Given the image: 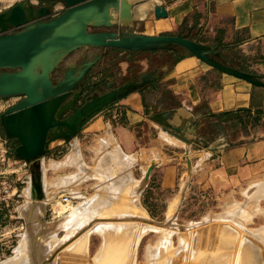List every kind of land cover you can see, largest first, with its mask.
<instances>
[{"label":"crops","instance_id":"crops-1","mask_svg":"<svg viewBox=\"0 0 264 264\" xmlns=\"http://www.w3.org/2000/svg\"><path fill=\"white\" fill-rule=\"evenodd\" d=\"M127 1L128 31L151 36L190 33L192 40L202 45H219V63L264 79V0ZM154 4L165 8L166 18L155 16ZM109 50L105 49V55L116 59V66L101 79L112 74L107 79L116 85V80L128 76L139 79L154 71V87L148 85L98 111L70 143H50L49 154L41 158L45 185L51 183L45 187L46 197L57 191L58 180L72 179L65 171L63 176H56L60 161L55 157L65 149V157L70 156L69 161L78 168L76 159L82 161L80 174H89L90 178L94 177L93 165H98L94 172L106 173L128 161L132 179L140 181L154 162L148 184L138 198L152 212L168 208L177 197L178 202L183 200L181 208L197 202L207 211L214 210L209 207L212 204L216 208L230 207L240 197L242 201L250 197L256 205L263 203L264 88L214 69L186 52H179L180 58L166 66L158 59L173 50ZM161 122L191 141L190 171L185 162L187 146L166 132ZM7 146L13 149L9 140ZM35 206L38 204L32 201L20 208L22 211L16 210L27 216ZM8 234L1 236L0 246L7 243ZM213 237L223 239L215 242L219 253L211 254L204 248L206 254H201L200 264H234L228 263L229 254L221 251L227 243H234L233 238L223 234ZM125 238H107L118 243L109 252L110 257L116 256V264L123 262ZM157 238L159 243L160 236ZM196 246L194 255L202 251ZM237 264H246L245 255L241 254Z\"/></svg>","mask_w":264,"mask_h":264},{"label":"water","instance_id":"water-1","mask_svg":"<svg viewBox=\"0 0 264 264\" xmlns=\"http://www.w3.org/2000/svg\"><path fill=\"white\" fill-rule=\"evenodd\" d=\"M38 1L60 2L66 9L45 20L50 15V7L35 8L28 5V0H24L0 13V98L22 97L0 113V129L4 138L15 146L13 156L29 162L32 200L44 199L41 157L46 154L52 141L71 140L84 120L134 91L148 85L154 87L156 81V73L153 71L113 88L115 84H110L108 80L112 74H108L98 81V85L107 91L91 96L83 105L75 108L74 103L80 92L75 93L67 102L65 99L77 85L82 84L85 74L98 58L68 69L56 82L53 81L52 74L59 63L76 49L100 47L149 52L182 48L214 69L264 88L262 77L219 63L216 60L219 57V45H202L197 40H192L190 33L151 36L126 31L125 19L129 15L127 0ZM154 13L157 18L167 17L165 8L159 5L154 4ZM89 28L101 30L89 32ZM112 28L120 31L109 30ZM10 29L17 31L10 33ZM69 110L71 113L63 118ZM161 123L166 132L187 146L185 162L190 171L191 141L183 137L178 129L168 123ZM154 166V162L149 164L139 181L138 192L141 193L146 188ZM41 221L44 222L43 218ZM149 221L163 227L172 225L171 220ZM31 242L38 264H48L59 251L56 249L43 263L35 251L34 242ZM105 264H116V256L105 258Z\"/></svg>","mask_w":264,"mask_h":264},{"label":"rangeland","instance_id":"rangeland-1","mask_svg":"<svg viewBox=\"0 0 264 264\" xmlns=\"http://www.w3.org/2000/svg\"><path fill=\"white\" fill-rule=\"evenodd\" d=\"M23 1L24 0H0V13L8 11L11 7H13L14 5L21 3ZM28 1H29L28 5L35 7V8L50 7L53 4H56V8H58V10L54 12L53 11L54 9H52V7H50L51 8L50 15H49V17L45 18V20H48L51 17H55V16L61 14L66 9L65 5L60 3V2L47 3L46 6H43L42 5L43 2H40L38 0H28ZM114 17L116 18V16H114ZM125 25H127V23H125ZM125 29H126V31L128 30L127 27ZM99 30H101V29H98V28H89L88 29L89 32H98ZM109 30L120 31L119 29H115V28H112ZM172 35H174V34H172ZM105 49H107V48L81 47V48L76 49L73 52L69 53L59 63V65L57 66V68L53 72V74H52L53 81L56 82L59 78L62 77L63 73L66 72L68 69L79 67L85 61H89V56H91L93 54H98V52H103V51H105ZM177 49H179V48H177ZM108 55H109V57H111L110 54H107V56ZM109 57L105 58L104 61L100 60L98 62V60H97V62L85 74L82 84L77 85L75 87V89L69 93V95L65 99V102L71 100L75 93L80 92V95L78 96V98L76 99V101L74 103V107L78 108L81 105H83L87 100H89L91 98V96L100 95V93H99L100 91H98V78L103 76L107 70L116 66V63H115L116 59L110 60L111 62L108 63ZM176 57H177V54H169L168 56H166L162 59H158V62L159 63L162 62V63L166 64V66H171V64L173 63V61ZM106 64H108L109 67H106L105 66ZM129 77L130 76H128L127 78H129ZM94 81H96L97 83L96 82L92 83ZM122 83H123L122 81H118V85L122 84ZM21 99H22V97H20V96H13V97H8L6 99H2L0 101V113H2L7 108L13 106L14 104H16ZM68 112L71 113L70 110L67 111L63 115V118L67 117L70 114V113L68 114ZM66 114H68V115H66ZM80 129L78 128L77 134L71 140H68V141H66V140H55L52 142L57 141V142L61 143L60 145H62V146L65 144H68L77 138L78 134L80 133ZM0 133L2 135L1 129H0ZM49 146H50V144H49ZM49 146H48L46 154L44 156L49 154V151H48ZM14 148H15V146H13V149H11V151H10L12 154H13ZM11 153H10V156H12ZM65 153L66 152L64 149L63 152L57 154L55 157L58 159V161H60L57 164L58 166L55 168V171L58 172V173H56L57 174L56 176L61 177L64 174L68 175V176L71 175L70 177H72V179L71 180L65 179L64 181L62 179L58 180L56 182V184H58L57 191H55V193L50 195V197L48 198V197H46V194H45V187H46V185L49 186L51 183H48V184L46 183V185H45V180L43 177L44 200L40 203L41 207L35 206V208L32 210L33 212L32 213L29 212L27 216H25L23 214H19L18 211L16 210V207L19 209L20 208L22 209V208H26L27 204L32 203V199H31L30 192H29L30 187H31V179H30V175H29L30 174L29 162H27V167H26V170H28V172H27L29 175L28 177L25 174H22L24 172L23 169H21L20 171H18V173H16V174H18V177H21L19 180H16L17 179L16 174H11L9 176L11 180H13V179L16 180L17 187H18V193H17V197L15 198L16 202L12 204L13 205L12 208L10 210L4 208L0 211V238L2 235L9 233L6 236L8 239L7 243H5L4 246H0V264H6L9 260L14 259V257L18 255L17 248H19V244H21L23 237L26 238L27 243H28L27 250H26V252H27L26 253V255H27L26 256V260H27L26 264H38V261L34 255V253H33V250H32V242L31 241L34 242L35 251L44 263V261L47 260L50 256H52L53 253L56 251V248H58V246H59L58 244L62 245L63 241H65V239L68 236H70L71 238L68 237L70 239L67 238V240H71V242H72L75 238L79 237L78 235H81L85 232H88V236L85 239L86 250L84 248V252H86V256L81 257V258L75 257V258H77V259H75L76 260L75 261V260H73L74 256L69 255L70 254L69 252L71 251V249L65 253V252H60V250L63 249V248H61L58 251V253H56V257H57V258L55 257L56 260L55 261L52 260V262L48 263V264H55V263L56 264H72V263L73 264H75V263L76 264H85V263H83L84 259H86V261L84 260L86 262V264H98L97 262L99 260L102 261L100 258V255H101L102 247L104 245V241L106 238L109 239L108 236L111 237L114 235V233H115L114 230H117L118 233H120L117 236L118 238H116L115 240L125 238V232L128 231V230H126L128 228L132 231L135 230L134 232H132V231L131 232H132V235L136 236L139 232L138 227H136L135 225H130L127 228H123L124 230H122L120 228L119 224H121L120 221L124 222L125 220L115 218V217H119V216H117L116 214H113L111 211L103 212L102 211L103 209H102V210L98 211L100 213H97V214L95 212L94 213L90 212V214H88L89 217L83 216L84 214L82 212L79 213L80 215L78 214L77 210H78L79 205H80V207H79V209H80L83 207V206H81V204L82 205L83 204L89 205L92 201H94V199L96 200L97 197L98 198L102 197L101 196L102 187L105 188V189H103V193L107 194V195L109 194L110 196L109 195L108 196L110 197V199L112 198V196H113L112 199H114V197H116V199H118V198L120 199V200L114 199V200L118 201V203H119L118 204L116 202V207H118V206L121 207L120 206L121 202H119V201L124 199V204L126 206H128V205L131 207H132V205H133V207L138 206L140 209H142L145 212L146 218H147V219L145 218L146 219V220H144L145 222L143 221V223H142L141 221L140 222H137V221L133 222L132 221L133 223H137L138 225L144 224L146 227L152 229V228H159V227L152 225L151 224L152 222L149 223L150 222L149 220L156 221V222H164L165 220L171 219L172 225L169 227H166V228H162V229L163 230L166 229L167 231H171V232L173 231V234H171V236H170V240H171L172 246L174 248L182 247L183 243H185V245L190 243L189 246L191 247V240L193 237L197 238L198 234L199 235H205V236L209 235L208 240L207 239H203V240L199 239L196 247L198 249H200L204 245L205 247L208 248L206 250L209 251L211 254L212 253H215V254L219 253L218 249H220V248H218V246L215 245V242L219 243V240L221 241L223 239L219 238L218 241L215 240V238L213 237V233L219 234V231H220V233H222L224 237L229 236L230 239L233 238V240H234V243H230L228 241L229 243H227V245L224 246V248L227 247L226 249H223V250L221 249V251L223 253H228L231 255L232 250H233V253H235L236 251L234 249L236 248V250H237L239 248L238 250L243 254V257L245 255L246 264H264V238H263L264 236L261 237L260 235L256 234L261 230L264 231V199H263V203L260 202V204L257 203V205H256V203L253 202L252 198L246 197L245 200L242 201V198L240 197V199H234L233 204L230 207L224 206V208H222V205H221V206L216 208V206L214 204H212L209 207H211V208L214 207V210L207 211L203 205H198L197 202H196V204L193 203V204L187 205L186 208H181L182 207L181 202H183V200L178 202L179 197H177L176 200L174 202H172L168 208L164 207L161 211L157 210V211L152 212V211L148 210L145 205H143L144 206L143 207L140 203L137 204L138 198L142 194V192L141 193L138 192V186H139L138 183H140V182L135 180V179H132V177L130 175L129 168H127L130 166V163H128V161H126L125 163L120 162L119 165L117 164L118 167L116 165L115 170L113 169L111 172L107 171L106 173L105 172L104 173L103 172L102 173L101 172H94V171H98V167H97L98 165L97 164L93 165V167H92L93 174L92 175L94 177L90 178L89 174H85V173H83L82 175L80 174V172H81V165L80 164H82L81 163L82 161L80 162V160L76 159L77 162L79 163L78 164L79 168H78V166L76 165V163L74 161H73V163H72V161H69L70 156L65 157ZM43 157H41V158H43ZM13 158L16 159L14 156H13ZM16 160H18V159H16ZM76 168L78 169V171L74 172V170H76ZM63 171H65L64 174H63ZM42 172H43V168H42ZM105 175H106V177H104ZM123 182H125V183H123ZM184 184L185 183H183L182 185H184ZM104 186H106V187H104ZM132 186H133V189H132ZM121 189L124 190L126 193L124 192L125 193L124 194ZM137 192H138V194H137ZM136 194H137V198H136ZM61 195H71L74 198V203H73L72 208L68 212H65V213H60L63 210V208L60 206H56V202H55L57 200V198L60 197ZM130 196L134 197V200H132V198ZM173 205H175L174 214L169 218L167 214H168L170 207H172ZM145 208L147 211L145 210ZM73 210H74V212H73ZM54 211L58 212L59 214H55ZM75 212H76V214H74ZM70 213H71V215H70ZM87 213H89V211H87ZM103 213L105 214V216L107 218L106 217L104 218ZM106 214H108L109 216ZM231 214H233V216ZM248 214L251 216H249ZM76 215L80 216V217H78L80 219H76L75 218V217H77ZM111 216L113 218H110ZM39 217L43 218L44 222H42ZM101 217H103V218L101 219ZM72 218H75V219L73 220ZM172 218H174V219H172ZM231 220H233V221H231ZM216 222H219V223H216ZM233 222L235 223L236 227L234 226ZM59 223H61V224L63 223L64 225L62 224V226H61V224L59 225ZM209 223H210V225H209ZM222 223H224V224H222ZM212 224H213V226H212ZM205 225H207L208 228ZM84 226H85V228H83ZM200 227H201V229H199ZM110 228H114V229H110ZM71 229H73V230H71ZM79 229H81V230H79ZM67 230H68V232L70 230V233H69L70 235H68V236H67L68 232H66ZM239 230H241V231H239ZM72 231H74V233ZM196 231H198V232H196ZM145 233L146 234L141 235L142 237H140V239L138 241L136 254H135V264H147L144 261L146 246L149 244L154 246L155 242L158 239L157 234H156L157 232H155L153 230L146 231ZM105 234H107L108 236L106 237ZM178 234H179V236H178ZM236 237H237L238 241H236ZM257 239H258V241H257ZM67 240L65 241V243L67 242ZM56 241H58V242H56ZM235 243H236V245H235ZM115 244H118L117 241L114 242V246H115ZM132 244H133V240H132V243H130V248L132 247ZM56 245H58V246H56ZM55 246H56V248H55ZM112 248L113 247H111V250H112ZM128 248H129V246L126 245V250H128ZM187 248L188 247L186 246L185 249H180V252H178L177 256L175 257V259L173 260V262L171 264H186V263H188L189 262L188 256H186L187 258L184 257L187 254V251L185 252V250ZM74 250H72V252ZM109 252H110V250H109ZM129 254H130V252H129ZM183 254H184V256H183ZM108 256L110 257V254ZM60 257H61V259H60ZM109 257H107V258H109ZM128 258L129 257L127 256L126 260L124 261L125 264L127 263ZM184 258H186L187 261H185ZM78 259L81 260L82 262L79 261ZM95 259H96V261H95ZM161 260H159V261L161 262Z\"/></svg>","mask_w":264,"mask_h":264},{"label":"bare ground","instance_id":"bare-ground-1","mask_svg":"<svg viewBox=\"0 0 264 264\" xmlns=\"http://www.w3.org/2000/svg\"><path fill=\"white\" fill-rule=\"evenodd\" d=\"M180 141V140H179ZM105 145V144H104ZM74 159V158H73ZM78 159V158H77ZM66 160V159H65ZM42 163V162H41ZM73 163V162H72ZM119 165V164H118ZM118 165H117V167H118ZM124 165V164H123ZM120 168V167H119ZM127 168H129V167H127ZM75 177V176H74ZM129 177V176H128ZM43 178V177H42ZM31 179V178H30ZM79 179V178H78ZM130 179V178H129ZM79 182V181H78ZM129 182V181H128ZM43 179H42V187H43ZM74 183V182H73ZM123 183H125V182H123ZM134 183V182H133ZM70 184V183H69ZM132 184V183H131ZM139 184V183H138ZM124 185V184H123ZM64 186V185H63ZM104 187H106V186H104ZM129 187V186H128ZM101 189V188H100ZM103 189H105V188H103L102 187V189H101V196L102 197H97L96 198V200L94 199V201H92L89 205H87V204H81V206H83L82 208H80L79 209V207H80V205L78 206V210H77V212H78V214L80 213V212H82L84 215L83 216H88V214H90V212H95L96 214L97 213H100V212H98V211H100V210H102L103 212H106V211H111L113 214H116L117 216H119V217H115V218H117V219H121V220H125L124 222H122V221H120L121 222V224H119L120 225V228L122 229V228H127L128 226H130V225H135L136 227H138V230H139V232H138V234L136 235V236H134V235H132V232H134L135 230H130L129 228L128 229H126V230H128L127 232H125V239H126V241H125V245H124V248H123V251H122V255H123V262H121V264H125L124 263V261L126 260V258H127V256L129 257L128 259H127V263L126 264H135V254H136V249H137V245H138V241H139V239H140V237H142L141 235L143 234H146L145 232L146 231H149V230H153V231H155V232H157L156 234L158 235V236H160V241H159V243L158 242H156L155 243V245L153 246V245H147L146 246V250H145V256H144V261L147 263V264H171L172 262H173V260L175 259V257L177 256V254H178V252H180V249H185L186 248V246L188 247L186 250H185V252L187 251V254L184 256V254H183V256L184 257H186V256H188V260H189V262L188 263H186V264H200L201 263V261H202V259L201 258H203V256L202 255H204V257H205V254H204V251H205V249H207V247H205L204 245L202 246V251H200L198 254H195L194 255V253H195V245L197 244V239H207L208 237L207 236H205V235H199L198 234V236H197V238H195V237H191L192 238V240H191V247L189 246V244L190 243H186L187 245H185V243H183V245H182V247H180V248H174L172 245H170L171 244V240H170V236H171V234H173V231L171 232V231H167L166 229L165 230H163L162 228H166V227H163V226H159V225H155L154 223H151V222H149V223H151L152 225H155L156 227H159V228H152V229H150V228H148V227H146L144 224H137V223H133L134 221H137V222H142L143 223V221L144 220H146L147 218H146V214H145V212L142 210V209H140L138 206H134L133 207V205H132V207L131 206H126L125 204H124V199H122L121 201H119V202H121V207H116V202L118 203V201H116V200H118V199H116V197H114V199H116V200H114V199H112L113 198V196H112V198L110 199V195L108 196L107 194H104L103 193ZM108 189V188H107ZM124 189V188H123ZM127 189V188H126ZM132 189H133V186H132ZM110 190V189H109ZM122 190V189H121ZM108 191V190H107ZM123 191V193L125 192L124 190H122ZM30 196H31V199H32V189H31V187H30ZM133 192V191H132ZM253 192V191H252ZM110 193V192H109ZM126 193V192H125ZM124 193V194H125ZM129 193V192H128ZM131 193V192H130ZM136 193V192H135ZM254 193V192H253ZM43 194H44V189H43ZM137 194H138V192H137ZM137 194H136V198H137ZM132 195V194H131ZM251 195V194H250ZM27 196V195H26ZM100 196V195H99ZM133 196V195H132ZM131 197V196H130ZM28 198V197H27ZM132 198V200H134V197H131ZM44 200V199H43ZM43 200H40V201H37V200H32V201H34L35 202V204H38V206L40 205V203L43 201ZM120 200V199H119ZM128 201V200H127ZM131 201V200H130ZM119 204V203H118ZM117 204V205H118ZM137 204H139V202L137 203ZM31 205H33V204H30V206ZM125 205V206H124ZM34 206V205H33ZM115 206V207H114ZM39 207H41V205L39 206ZM77 208V207H76ZM113 208V209H112ZM253 209V208H252ZM251 209V210H252ZM174 210H175V205H173L172 207H170V209H169V211H168V217L170 218L173 214H174ZM87 211H89V213H87ZM229 211V210H228ZM73 212H74V210H73ZM110 212V213H111ZM238 212V211H237ZM108 213V212H107ZM111 213V214H112ZM74 214H76V212L74 213ZM92 214V213H91ZM229 214V213H228ZM257 214V213H256ZM70 215H71V213H70ZM69 215V216H70ZM80 215V214H79ZM103 215H104V218L106 217L105 216V214L103 213ZM102 215V216H103ZM106 215H108V214H106ZM230 215V214H229ZM228 215V216H229ZM232 216H233V214H231ZM249 215V214H248ZM75 216V215H74ZM77 216V215H76ZM109 216V215H108ZM249 216H251V215H249ZM68 217V216H67ZM78 217H80V216H77V217H75L76 219H80V218H78ZM82 217V216H81ZM89 217V216H88ZM40 218V217H39ZM69 218V217H68ZM75 218H72L73 220L75 219ZM103 217H101V219H102ZM107 218V217H106ZM110 218H113L112 216L110 217ZM133 218H134V220H133ZM146 218V219H145ZM237 218V217H236ZM41 219V218H40ZM67 219V218H66ZM83 219V218H82ZM172 219H174V218H172ZM171 220V219H170ZM63 221V220H62ZM133 221V222H132ZM231 221H233V220H231ZM246 221V220H245ZM67 222V221H66ZM145 222V221H144ZM216 223H219V222H216ZM234 223V222H233ZM237 223V222H236ZM241 223V222H240ZM61 223H59V225H60ZM63 224V223H62ZM62 224H61V226H62ZM215 224V223H214ZM222 224H224V223H222ZM232 224V223H231ZM242 224V223H241ZM64 225V224H63ZM66 225V224H65ZM77 225V224H76ZM209 225H210V223H209ZM208 225V226H209ZM216 225V224H215ZM237 225V224H236ZM60 226V227H61ZM68 226V225H67ZM75 226V225H74ZM87 226V225H86ZM206 227H207V225H205ZM204 226V227H205ZM212 226H213V224H212ZM234 226H235V223H234ZM242 226V225H241ZM240 226V227H241ZM58 227V226H57ZM72 227V226H71ZM236 227V226H235ZM234 227V228H235ZM82 228V227H81ZM83 228H85V226L83 227ZM119 228V227H118ZM161 228V229H160ZM203 228V227H202ZM208 228V227H207ZM211 228V227H210ZM209 228V229H210ZM263 228V227H262ZM261 228V229H262ZM61 229V228H60ZM110 229H114V228H110ZM199 229H201V227L199 228ZM205 229V228H204ZM71 230H73V229H71ZM79 230H81V229H79ZM196 230V229H195ZM75 231V230H74ZM74 231H72L73 233H74ZM77 231V230H76ZM132 231V232H131ZM137 231V230H136ZM201 231V230H200ZM209 231V230H208ZM239 231H241V230H239ZM258 231V230H257ZM66 232H68V230L66 231ZM114 235L113 236H108L107 234H105V236L107 237H109V239H116V238H118L117 236L120 234V233H118V231L117 230H114ZM192 232V231H191ZM196 232H198V231H196ZM195 232V233H196ZM247 232V231H246ZM245 232V233H246ZM260 232V233H259ZM258 233H256L257 235H260L261 237L262 236H264V231H259ZM70 233V230H69V232H68V234H67V236L68 235H70L69 234ZM210 233V232H209ZM249 233V232H248ZM242 234V233H241ZM192 235V234H191ZM213 235L214 236H221L222 235V233H220V231H219V234L218 233H213ZM244 235V234H243ZM73 236V235H72ZM79 237H77V238H75L72 242H71V240H67V238L68 237H70V236H68L66 239H65V241L67 240V242L65 243V241H63V244L61 245V244H58V245H56V246H58V248H56V246H55V248L56 249H58V250H60L61 248H63L62 250H60V252H67L68 250H70L71 249V251H72V249H74L75 247V251H76V249H77V251L78 252H76V254H75V251H73L72 253H71V251L69 252L70 254H71V256L73 255L74 256V259L73 260H75V259H77V258H75V257H78V258H81V257H84V256H86V252H84V248H85V250H86V246H85V239H86V237L88 236V232H85V233H83V234H81V235H78ZM178 236H179V234H178ZM51 237V236H50ZM74 237V236H73ZM227 237H229V236H227ZM71 238V237H70ZM70 238H68V239H70ZM179 238V237H178ZM251 238V237H250ZM255 238V237H254ZM253 238V239H254ZM264 238V237H263ZM129 240H130V243H132V240H133V244H132V247L130 248V244H129ZM184 240V239H183ZM201 240V241H202ZM248 240V239H247ZM262 240V239H261ZM59 241V240H58ZM58 241H56V242H58ZM236 241H238L237 240V237H236ZM235 241V242H236ZM257 241H258V239H257ZM62 242V241H61ZM60 242V243H61ZM71 242V243H70ZM114 242L115 241H109L107 238L105 239V241H104V245H103V247H102V250H101V255H100V258H101V260L102 261H98L97 263L98 264H105V258H107L108 257V255H109V250L111 251V247H114ZM237 243V242H236ZM236 243H235V245H236ZM56 244V243H55ZM116 245V244H115ZM126 245H128L129 246V248H128V250H126ZM185 245V246H184ZM27 246H28V243H27V240H26V238L25 237H23L22 238V241H21V244H19V248H17V250H18V255L17 256H15L14 257V259H12V260H9L6 264H26V250H27ZM190 247V248H189ZM235 247V246H234ZM205 248V249H204ZM241 248V247H240ZM131 249V250H130ZM239 249V248H238ZM236 250V248L234 249L236 252L235 253H233V250H232V253H231V255L229 254L228 256H227V259H228V263H230V261L231 262H234V264H237V262H238V260L240 259V257H241V252L239 251V250ZM16 250V251H17ZM59 252V253H60ZM129 252H130V254H129ZM58 253V252H57ZM69 254V255H70ZM202 254V255H201ZM65 255V254H64ZM159 256V257H158ZM55 257H56V254L54 255V257L52 258V260H56L55 259ZM69 257V256H68ZM158 257V258H157ZM57 258V257H56ZM70 258V257H69ZM73 258V257H72ZM86 258V257H85ZM162 260H161V259ZM187 258V257H186ZM186 258H184L185 259V261H187L186 260ZM28 259V258H27ZM60 259H61V257H60ZM64 259V258H63ZM71 259V258H70ZM197 259H200V261L199 262H196V260ZM52 260L50 261V262H48V263H51L52 262ZM72 260V259H71ZM79 260V259H78ZM85 261H86V259H84ZM83 260V263H85L86 264V262ZM159 260H161V262L159 261ZM183 260V259H182ZM70 261V260H69ZM76 261V260H75ZM79 261H81V260H79ZM95 261H96V259H95ZM82 262V261H81ZM80 262V263H81ZM183 262V261H182ZM63 263V262H62ZM65 263V262H64ZM69 263V262H68ZM71 263V262H70ZM75 263V262H74ZM79 263V262H78ZM56 264V263H55ZM73 264V263H72ZM76 264V263H75Z\"/></svg>","mask_w":264,"mask_h":264},{"label":"built area","instance_id":"built-area-1","mask_svg":"<svg viewBox=\"0 0 264 264\" xmlns=\"http://www.w3.org/2000/svg\"><path fill=\"white\" fill-rule=\"evenodd\" d=\"M53 9L54 12L58 10L56 7ZM26 167V161L16 160L13 156H10V149L7 146V140L0 135V211L4 208L8 210L12 208V204L15 202L18 193L16 180L21 178L18 177V174L16 173L23 169L24 172L22 174H25L28 177L29 175ZM11 174H16L17 179L11 180L9 177ZM55 202L56 206L63 208L60 213H65L72 208L74 198L71 195H61ZM54 213L59 214L56 211H54Z\"/></svg>","mask_w":264,"mask_h":264},{"label":"flooded vegetation","instance_id":"flooded-vegetation-1","mask_svg":"<svg viewBox=\"0 0 264 264\" xmlns=\"http://www.w3.org/2000/svg\"><path fill=\"white\" fill-rule=\"evenodd\" d=\"M38 2V1H37ZM39 3V2H38ZM42 5L43 6H46L47 5V3H42ZM50 6V5H49ZM56 6V4H53L52 6H50V7H52V9L54 8ZM17 31V29H10L9 30V32L10 33H13V32H16ZM102 56V58L100 59V57ZM107 57H109V55L107 56V55H105V51H103V52H98V54H93V55H91V56H89V61H92V60H94L95 58L97 59L98 58V62L100 61V60H102V61H104L105 60V58H107ZM110 60H112V58H110L109 57V59H108V63H110L111 61ZM101 61V62H102ZM106 67H109V65L108 64H106L105 65ZM112 69V68H111ZM111 69H109V70H107L106 71V73L105 74H107L109 71H111ZM99 73V72H98ZM104 74V75H105ZM103 75V76H104ZM103 76H101V77H99L98 78V81L103 77ZM132 76L131 77H129V78H124L123 80H116V85L113 87V88H116V87H118V86H120V85H122V84H124V83H126V82H128V81H132ZM118 81H122L123 83L122 84H119L118 85ZM96 81H94V82H92V83H95ZM97 83V82H96ZM98 91H100L99 93L100 94H102V93H104V92H106L107 90L105 89V88H103L101 85H98ZM79 106V105H78ZM70 112H68V114H69ZM68 114H66V115H68ZM90 118H88L87 120H89ZM86 120V121H87ZM85 121V122H86Z\"/></svg>","mask_w":264,"mask_h":264},{"label":"trees","instance_id":"trees-1","mask_svg":"<svg viewBox=\"0 0 264 264\" xmlns=\"http://www.w3.org/2000/svg\"><path fill=\"white\" fill-rule=\"evenodd\" d=\"M165 35H171V34H165ZM179 52H186L187 54L191 55V53L187 52L186 50H184V49H182V48H179L178 50H173V51H171L172 54H178ZM134 54H136V53H134ZM179 58H180V56L177 55V57L174 59L173 63L176 62ZM89 118H91V117H89ZM86 120H87V119H86ZM86 120H84V121L82 122V124L79 126V129L82 127V125L85 123ZM10 153H11V152H10ZM11 154H12V153H11Z\"/></svg>","mask_w":264,"mask_h":264}]
</instances>
